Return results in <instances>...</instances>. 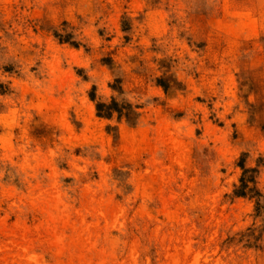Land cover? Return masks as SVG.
<instances>
[{"label": "rangeland", "instance_id": "rangeland-1", "mask_svg": "<svg viewBox=\"0 0 264 264\" xmlns=\"http://www.w3.org/2000/svg\"><path fill=\"white\" fill-rule=\"evenodd\" d=\"M258 202L264 0H0V264H264Z\"/></svg>", "mask_w": 264, "mask_h": 264}, {"label": "trees", "instance_id": "trees-1", "mask_svg": "<svg viewBox=\"0 0 264 264\" xmlns=\"http://www.w3.org/2000/svg\"><path fill=\"white\" fill-rule=\"evenodd\" d=\"M125 109V108H124ZM130 109V107H129ZM98 113L100 117H105V118H111L114 112H118L120 114V117L123 115V109H120L119 106L116 103H113L110 106L104 105V104H99L97 107ZM127 118L128 121L132 120L131 116L136 115L132 112L127 113ZM250 184H254V180L251 178L250 180L248 179H242V187L238 191L237 195L238 196H246L247 194H251L254 197H262L255 189V187H251ZM264 209V205H260V202H258V212L259 210Z\"/></svg>", "mask_w": 264, "mask_h": 264}, {"label": "bare ground", "instance_id": "bare-ground-1", "mask_svg": "<svg viewBox=\"0 0 264 264\" xmlns=\"http://www.w3.org/2000/svg\"><path fill=\"white\" fill-rule=\"evenodd\" d=\"M32 258V257H31Z\"/></svg>", "mask_w": 264, "mask_h": 264}]
</instances>
